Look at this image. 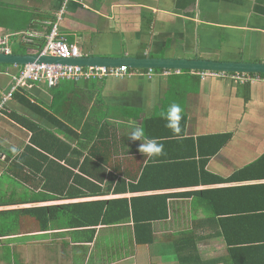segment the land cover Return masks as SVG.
Masks as SVG:
<instances>
[{
	"label": "crops",
	"instance_id": "crops-1",
	"mask_svg": "<svg viewBox=\"0 0 264 264\" xmlns=\"http://www.w3.org/2000/svg\"><path fill=\"white\" fill-rule=\"evenodd\" d=\"M0 4L10 7V12L0 10V52L5 45L14 54H36L37 46L44 45L47 33L57 24L58 37L76 44L80 56L264 62V0H0ZM27 38L29 43L24 41ZM13 48L21 49L14 52ZM22 67L0 64V96ZM127 68L123 77L109 75L68 86L65 112L72 119L63 120L68 126L79 125L74 126L79 137L66 139L71 148H78L79 140L86 142L96 130L108 128L109 132L107 136L103 130L106 136L101 145L103 151L110 148L111 154L105 158L108 164L99 168L101 180L87 177L96 188L82 186L85 195L22 203L20 194L25 190H40L28 186L20 171L19 175L9 171L17 169L14 155L28 139L22 134L26 130L10 114L26 111L12 98L0 116V141L7 138L1 144L16 149L12 156L0 151V178L6 175L18 182L17 186L4 182L0 193L19 196L0 203V212L93 201L106 203L103 212L110 202L115 212H125L128 207L127 220L81 225L73 214L69 219L70 213L74 211L84 222L90 219L82 220L89 209L99 206H70L43 230L36 217L17 215L20 218L12 220L15 226L8 231L0 224V264H181L179 256L193 245L204 264H264V247L243 263L236 262L231 251L233 242L246 245L247 238L264 231V77L238 73L248 78L241 82L233 76L237 73L205 70L207 75L202 77L198 71V79H193L181 70L152 69L148 75V69ZM24 88L30 96L49 103L51 93L45 82ZM74 94L81 97L76 108L71 106ZM174 102L183 108L179 136L161 118ZM126 115L131 119H123ZM133 126L142 127L147 139L162 143L163 154L145 157L139 151L142 141L128 137ZM94 161L104 164L100 158ZM149 164L155 167H147ZM141 179L149 182L147 188L130 187ZM161 179L168 187L154 189L155 180ZM120 180L124 181L121 186ZM181 181L189 183L176 187ZM235 186L243 187L235 190L241 198L233 202L241 204V212L250 213L251 221H242L229 244L219 216L212 211L228 204L223 202L221 189ZM181 192L191 193L177 194ZM164 193L170 194L166 218L152 219L140 202L134 210V198ZM64 214L69 216L67 220H61ZM145 219L150 229H139V222ZM190 237L195 244L189 243L187 248Z\"/></svg>",
	"mask_w": 264,
	"mask_h": 264
},
{
	"label": "trees",
	"instance_id": "trees-1",
	"mask_svg": "<svg viewBox=\"0 0 264 264\" xmlns=\"http://www.w3.org/2000/svg\"><path fill=\"white\" fill-rule=\"evenodd\" d=\"M8 9H10L8 4L5 5L0 4L1 11L10 12ZM19 29L20 27H17V30ZM42 44H39L40 46L37 47L41 48ZM28 45L34 46V44L31 43ZM161 69L162 68H158V69L156 68L154 70L160 71ZM141 70H146V69H141ZM197 72L198 70H189V69L181 70V73H184L188 77L193 79H198V75L196 74ZM250 75L264 77V74L262 73L261 74L251 73ZM200 76L204 77L203 72H201ZM90 79H94V78H90ZM82 80H88V79H81L77 81L61 80L59 84L53 87H49L51 93V99H49V103H46L44 101H39L35 97L30 96V94L27 92L28 90L24 87H20L19 90L15 91L13 94L14 101L19 103L22 107H24V110L26 112L23 114H18L17 112H13L10 114V117L14 122L18 123L23 129L26 130L23 131L22 134L28 139L23 140V142L26 141L27 142L24 143L21 152L18 153L17 155H14V152H12L11 150L7 148H3L1 141H5L7 139L4 136L0 141V151L6 153L7 156L14 155L15 157H17V159L14 161L15 168L17 169H10L9 170L10 172H13V174L17 175L18 171H20L21 179L30 181L35 188L38 187L40 188V190H25V193H21L20 196L22 197V203H35V202L57 200L61 198L79 197L78 195L81 194L85 195V191H83L82 186L87 187V185H90L89 188L93 190L96 188V185L90 182L89 179H87V177H91L93 179L97 178L100 180L102 179L99 168L104 167L108 164L105 163L106 161L105 158H109L111 154L109 147L105 148L104 151L101 149V145L104 144L103 136H106L104 132L107 130V136H108L109 133L108 128L101 129L98 132L96 130L95 133L91 134L88 140H85L86 142H81L79 140L80 143L78 148H71V145L68 144L67 142L68 140H66L69 137H71L72 140H75V138L79 137L76 130L74 129L75 127L79 126L76 124V121L73 122L74 124H76V125L73 124L75 127L68 126L67 123L64 122V120L66 119H70V120L72 119V117H70V115L67 112H65L66 105H68L69 103L67 98L68 86L69 84H75V82H79ZM78 97L81 99L80 96L74 94V99L71 105L72 108L73 107L76 108L78 106V100H79ZM35 118L43 121V123H40V121H37ZM123 119L128 120L131 119V117L130 115H126L123 116ZM10 136H12V134H10ZM145 137H149V136L145 135ZM97 158H100V160L104 164L96 163L94 159ZM203 162H205V159L203 160ZM147 167H155V165L149 164ZM157 168L159 169V165H157ZM258 172L261 173V171ZM145 173L148 174L147 171H145ZM156 174L158 175V173ZM160 174H162V172ZM35 178L36 181H33V179ZM114 179L115 177L110 178V183H112ZM217 180L219 179H216V181ZM161 181L163 182V184L159 185L158 183H160ZM123 182H124L123 180H120L119 185L121 186ZM21 183L22 182L20 181L19 184ZM148 183L149 182L145 181L144 179H141L139 180L137 185L135 186L130 185V187L131 188L134 187V189H145L147 188L146 185ZM155 183L157 185L155 186L154 189L168 187V183L165 182L164 179L155 180ZM186 183L188 184L189 182L181 181L177 183L176 187H181L179 185H183ZM261 186L264 188V184H262ZM242 187L243 186L241 187L235 186V187H227L221 189L220 194H222L223 202L228 204L218 207L219 208L218 211H214V210L212 211V214H214L215 216H219L218 220L221 222V226H222L221 229L223 230V235L227 243L229 244H231V242L234 241V239L232 238V234L238 232L241 229V226L243 224L242 221H246V222L251 221L250 213L245 214L244 212H241L239 210L241 204L235 205L233 202L235 201L236 198H241L237 195V192L235 190L237 189L240 190ZM118 188H120L121 190L124 189L122 187H116V189ZM213 191L215 192L216 189H214ZM197 192L204 193L203 190H199ZM190 193L191 192H184V193L181 192L177 194L188 195ZM169 195H170L169 193H164V194H155L149 196H139L136 199L134 198L132 200L133 208L134 210H136V205L140 202L144 207L147 206L146 212L151 216L152 219L156 220V219L166 218L167 217L166 199L167 197H169ZM111 202L116 203V201L114 200H111ZM101 204L102 202L97 203L93 201V202H83L76 204L73 203L70 204L69 206L62 204L32 206L21 209L5 210V211H1L0 213H8L13 216L24 215V217H31V218L36 217L39 222V227L43 230H46L48 228L49 221L57 219L58 215H60L61 212L65 211L66 207H70V206L80 207V206L98 205L99 207L98 208L96 207L95 209H89V211L82 218V220H86L90 218L87 221L84 222L79 221L80 218L76 216L74 211L70 213L69 215L70 217L69 216L66 217L65 214L63 215V217L61 216L62 218L61 220H63L64 218L67 220L68 217L70 219L72 214L74 220L78 222V224L92 223V222L97 223L99 221L103 223H107L109 221L127 220L129 216L127 206L124 207L125 212L123 210L115 212L112 204L109 202L108 208H106L102 212L101 208L106 203L103 205ZM261 206L264 208V204H262ZM252 208H257V207H252ZM253 215L257 216V214H253ZM133 217H135L134 213H133ZM11 222L12 224H15L14 221L11 220ZM138 225H139L138 226L139 229H150L151 226V224L146 219L143 220L142 222H139ZM8 229L9 228H6L7 231ZM260 233H263L262 236L260 235ZM260 233L259 232L256 233L255 237L252 236L251 238H247L246 240L248 242L246 245L236 244L233 242L232 244L233 249L231 251L233 252V254L237 256L236 262L243 263L252 252L254 253L264 247V242H258V241H264V231ZM137 240L140 241L142 239H140L139 236H137ZM145 240L148 241L149 237L145 238ZM187 240L188 241L185 243V246L187 248L190 247L189 243L195 244L193 242L192 237H190V239ZM236 241L237 243H239L240 239H237ZM252 242L254 244H252ZM177 248H178V244H177ZM179 249H182V245L180 246ZM188 250L190 251H188L185 255L179 256V260H181V264L188 263L189 261L190 263L192 262L194 263V261L199 263L201 261L200 255L195 250L194 245L193 247H190ZM178 253L180 255V250L178 251ZM204 263H205L204 261L200 262V264H204Z\"/></svg>",
	"mask_w": 264,
	"mask_h": 264
},
{
	"label": "built area",
	"instance_id": "built-area-1",
	"mask_svg": "<svg viewBox=\"0 0 264 264\" xmlns=\"http://www.w3.org/2000/svg\"><path fill=\"white\" fill-rule=\"evenodd\" d=\"M55 24L50 32L47 33L44 45L39 49L42 56H53L64 59L76 58L80 56V49L74 43H68L63 37H58ZM30 42V39H25ZM5 43V41H3ZM1 50L9 53L7 46L3 45ZM148 75L152 69L147 70ZM126 65L118 67L103 66H81L77 64H54V63H29L24 65L17 74L13 75L8 89L0 96V116L3 111H7L8 102L13 98V94L20 87H29L30 83L45 82L48 87L57 85L61 80H81L90 78H102L109 75L123 77L127 74ZM208 73H203L207 75ZM235 78L243 82L248 78L244 74H233Z\"/></svg>",
	"mask_w": 264,
	"mask_h": 264
},
{
	"label": "water",
	"instance_id": "water-1",
	"mask_svg": "<svg viewBox=\"0 0 264 264\" xmlns=\"http://www.w3.org/2000/svg\"><path fill=\"white\" fill-rule=\"evenodd\" d=\"M28 63H54V64H77L81 66H103L118 67L126 65L135 69H175V70H212L228 73H254L264 74V62L249 61H215L203 58H164V57H145L120 56L104 57L81 55L76 58H59L53 56H42L40 54H14L12 52H0V64L25 65Z\"/></svg>",
	"mask_w": 264,
	"mask_h": 264
},
{
	"label": "clouds",
	"instance_id": "clouds-1",
	"mask_svg": "<svg viewBox=\"0 0 264 264\" xmlns=\"http://www.w3.org/2000/svg\"><path fill=\"white\" fill-rule=\"evenodd\" d=\"M36 54H39V51ZM202 72L205 73V71ZM182 113L183 108L179 103L175 102L172 103L165 112L161 113V118L166 121L165 127L169 128L177 136H179L181 133ZM128 137L134 141H142V143L139 145V151L147 158L157 157L163 154V144L158 142V140L154 138L147 139L142 127L133 126L132 131ZM12 152L15 153L16 149L12 148Z\"/></svg>",
	"mask_w": 264,
	"mask_h": 264
},
{
	"label": "rangeland",
	"instance_id": "rangeland-1",
	"mask_svg": "<svg viewBox=\"0 0 264 264\" xmlns=\"http://www.w3.org/2000/svg\"><path fill=\"white\" fill-rule=\"evenodd\" d=\"M133 32H134V30H133ZM242 45L244 46V44H242ZM13 49L14 50H20L21 48H13ZM0 158H2V156H0ZM4 182L6 184H8L9 186H17L18 185V183L16 182L15 179H13V178L8 177V176L5 175L4 178H0V191L2 189V184ZM26 184L28 186L29 185L30 186L32 185V183L30 181H27ZM18 197L19 196H15L14 197V196H12L10 194H6V193L2 194V193H0V203H4V202H6L9 199L17 200ZM23 206H27V205H23ZM18 217L20 218V216H13V215L8 214V213H0V224L2 225V227H3L4 230H6V228H9V227H14L15 224H12L11 220H13V219L17 220ZM18 221H19V219H18ZM7 225H9V226H7ZM176 253H178V252L176 251Z\"/></svg>",
	"mask_w": 264,
	"mask_h": 264
}]
</instances>
